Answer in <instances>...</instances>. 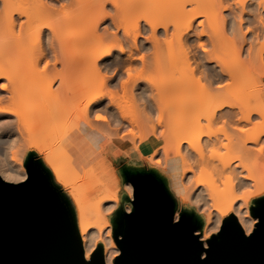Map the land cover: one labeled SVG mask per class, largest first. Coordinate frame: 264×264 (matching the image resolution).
I'll list each match as a JSON object with an SVG mask.
<instances>
[{
	"label": "bare ground",
	"instance_id": "obj_1",
	"mask_svg": "<svg viewBox=\"0 0 264 264\" xmlns=\"http://www.w3.org/2000/svg\"><path fill=\"white\" fill-rule=\"evenodd\" d=\"M178 1L0 0V136L9 137L11 149L17 137L14 125L22 126L28 114L24 106L42 95L50 96V106L32 112V128L44 127L50 139L43 160L75 206L87 260L101 247L106 263L114 264L120 251L108 246L114 242L109 211L119 204V190L100 167L101 152L108 139L114 138L103 137L102 131L106 135L112 131L110 124L117 132L124 120L137 123L138 112L133 104L128 108L127 100L130 104L137 100L133 101L136 108L135 103L141 102L148 122L141 118L143 113L138 117L144 121L140 123L149 124L155 148L163 147L175 167V163L183 166L174 179L181 196L196 209L207 207L201 234L205 246L213 227L219 229L222 217L229 213L236 215L247 234L257 221L250 211L254 196L248 188L262 182L264 174L258 176L244 160L264 156L263 145L258 149L250 145L259 144L258 133L264 132V128L255 129L254 119L257 116L264 122V85L259 77L264 76V0L235 4L208 0L206 9L204 5L196 9L195 4L187 9L191 1ZM223 2H228L223 10L211 15ZM232 7L235 11L225 13ZM176 15L178 19L173 20ZM247 45V61L222 57L225 49L238 54ZM30 73L38 75L41 83H29L25 78ZM53 82H58L55 90ZM136 88L138 93H134ZM248 123L252 128H245ZM214 125L220 126L218 133L209 131ZM19 126L21 133L24 129ZM26 128L30 130L25 134L33 135V129ZM156 130L166 137L162 138L164 146L153 135ZM230 153L235 155L226 157ZM0 172L12 182L27 176L24 165L10 167L5 161L0 163ZM77 176L81 182L73 180ZM125 186L132 195L131 182ZM211 219L209 226L206 223ZM107 228L111 230L104 237Z\"/></svg>",
	"mask_w": 264,
	"mask_h": 264
},
{
	"label": "water",
	"instance_id": "obj_2",
	"mask_svg": "<svg viewBox=\"0 0 264 264\" xmlns=\"http://www.w3.org/2000/svg\"><path fill=\"white\" fill-rule=\"evenodd\" d=\"M25 167L22 181L0 176V264H107L101 247L86 259L75 210L51 171L34 153ZM124 175L133 186V207L113 219L120 249L114 264H264V197L251 205L257 221L250 233L231 214L205 246L196 233L201 218L188 211L175 218L176 202L162 178Z\"/></svg>",
	"mask_w": 264,
	"mask_h": 264
},
{
	"label": "rangeland",
	"instance_id": "obj_3",
	"mask_svg": "<svg viewBox=\"0 0 264 264\" xmlns=\"http://www.w3.org/2000/svg\"><path fill=\"white\" fill-rule=\"evenodd\" d=\"M176 1H178V0H176ZM183 1H186V0H179L178 2H183ZM188 1H191V2H189V3H186V6H188V7H186L187 9H189V8H191V9H193L192 8V5L193 4H195L196 5V9H198V7H200L199 9H202V7H203V5L205 6V7H203V9H206V8H208L210 5V2H212L213 0H204L205 2L207 1L208 2V4H207V2H206V4H204L205 2H201V0H196V1H194V0H188ZM187 1V2H188ZM203 1V0H202ZM239 1H241V0H229L228 2L229 3H232V4H235V3H237V2H239ZM194 2V3H193ZM228 2H223L222 4H220V5H218L215 9H212V13H211V15L214 13H216V12H220L221 10H223V6H225ZM197 3V4H196ZM199 3V4H198ZM200 3H203V4H201L200 5ZM188 4H190V5H188ZM192 4V5H191ZM194 6V5H193ZM195 8V7H194ZM210 9V8H209ZM233 11H235V9L232 7V8H229L228 9V11H226L225 13H228V12H233ZM23 19H24V17H22ZM173 20H176V19H178V15H176L174 18L173 17H171ZM206 17H202V20H204ZM199 19H201V18H199ZM205 21V20H204ZM101 27H103V25H101ZM82 29V28H81ZM147 33H149V32H146L144 35L146 36L147 35ZM143 41H144V39H142ZM262 41L260 40V43H261ZM264 42V41H263ZM173 44V45H172ZM172 46H173V48H174V51H176L177 52V50H178V46H175V45H177V43L175 42V41H173L172 42ZM149 45V44H148ZM258 46H260L259 44H258ZM244 47H246V48H243L242 50H241V52H238V54L236 53V50H235V52L233 51L232 52V50L230 49V48H228V49H225V50H223V52H221V54L222 55H224V56H222V57H224L226 60H230L231 62H234V61H238V60H242V61H247V59H248V52H247V47H248V45L247 46H244ZM244 49H246V50H244ZM244 50V51H243ZM243 51V52H242ZM138 55H139V53H138ZM138 63H139V60H138V62L137 63H134V66H138L139 67V65H138ZM31 75H27L26 76V80H27V78H28V82L30 83V82H32V80H33V84L34 83H37L38 82V80H39V83H41L40 82V80L41 79H39V78H37L38 77V75H36V74H33V73H30ZM40 76V75H39ZM42 76V75H41ZM40 76V77H41ZM126 75L124 74V77H125ZM260 77V81H261V84H263L264 85V76H259ZM46 79V81H48L49 79H50V76H43L42 77V79ZM24 79V80H25ZM30 80V81H29ZM35 80H36V82H35ZM42 81V80H41ZM27 82V83H28ZM31 83V84H32ZM42 83H44V81L42 82ZM38 84V83H37ZM53 86H52V89H56V87H57V85H58V82H53V84H52ZM140 87H143V84L140 86ZM233 88L234 89H240V87L238 86V85H234L233 86ZM137 90V91H136ZM136 90H135V92L134 93H138V89L136 88ZM45 93V92H44ZM43 93V94H44ZM46 95V94H45ZM41 97V96H40ZM106 100H108V99H106ZM106 100H105V102H106ZM50 101H51V98H50V96L49 95H46V96H44L43 97V95H42V97L41 98H39V99H35L34 100V102H31L29 105L27 104V106H26V108H25V106H24V109L26 110L25 111V113L27 112L28 114L26 115V118H25V121L23 122L24 124H25V122H26V124L24 125H20L19 126V124L17 125V122H16V126H19L20 127V129H21V127H22V130L24 129V131L23 132H19L18 131V129H17V127L14 125V130L16 131L15 133L17 134V137H16V142L14 143V145L12 146V148L10 149H8V144H10V141L8 140L9 139V137H3V136H0V143H2V141L4 142V143H2L0 146H2V147H0V163H1V161H5L10 167H12L13 166V163H18V164H20V165H24L25 166V162H26V159H27V156H28V154L29 153H34L42 162H43V164L50 170V168L48 167V165H46V163L44 162V157H43V153L45 152V150H46V146L49 144V142H50V139L49 138H47V137H45V134L43 133V130H44V127H38V128H35L34 126V128L35 129H38L37 131L35 130L34 131V128H32V125H33V123L31 122V114H32V112H34V110L35 109H37V110H43V108H45L46 109V107H48V106H50ZM134 101V100H133ZM131 101V104H130V101L129 100H127V102H129V107L128 108H130L131 107V105H132V107L134 108V110H136L138 113V115H139V117H141L140 116V114L142 115V113H143V115H142V119H143V117L145 118V112L143 111V106L141 107L140 105H141V102H140V105H139V103L137 102V103H135V104H138V105H136L137 106V108L134 106V102H136V101ZM133 102V103H132ZM107 103V102H106ZM6 104V103H5ZM126 104V103H125ZM63 106H65V105H63ZM67 106V105H66ZM127 106H128V103H127ZM138 106H140V108H139V110H138ZM61 108H62V106H60ZM60 107H57L56 108V110H58V109H60ZM68 107V106H67ZM70 107V106H69ZM77 107V106H76ZM22 108V107H21ZM64 108V107H63ZM44 109V110H45ZM128 110V109H127ZM132 110V111H131ZM133 109H130V110H128L129 111V113L131 112V113H133V112H135V115H136V111H134ZM141 111V113H139ZM128 113V114H129ZM130 115V114H129ZM134 114L132 115V116H135ZM138 115H136L134 118H137L136 120H137V123H135V124H137V127L135 126V124L134 125H131V124H129V122L126 120H124V122L122 121V124L119 126L120 128H119V130L116 132V128H115V126L113 127L112 125H110L109 124V129L111 130L112 129V131H109L108 130V132L109 133H107V135H106V132L105 131H102V135H103V137H106L107 138V136H109V137H114L113 139H111V138H109L108 139V145H105V149H103L104 151L103 152H101V157L103 158V163H102V166L100 167V168H102V171H101V173H106L107 175H109L110 176V178L112 179L110 182H112L115 186H116V188H118V190H119V192H118V195H119V204H118V206L117 207H113V208H111V210L109 211V212H111V214H112V223H113V219L116 217V213H117V211L118 210H126V211H130L131 209H132V207H133V203H132V199H133V193H132V195L127 191V189L125 188L126 186H125V184H126V182H127V180H126V178H125V175H124V171L125 170H132V171H135V172H144V173H152V174H154V175H156V176H158V177H160V178H162L163 179V181H164V183H165V185H166V187H167V190H168V192H169V194L171 195V197L175 200V202H176V208H175V218H177L178 216H179V214L181 213V212H184V211H188V212H194L198 217H200L201 218V220H202V226H203V222H204V218H205V216L203 215V213H204V211H207L208 209H207V207H204L203 208V206H200V205H198V207H197V209H196V207H195V204H192V202H190L189 200H186V199H184L182 196H181V190H180V188H179V186L176 184V183H174V179L175 178H177V176H178V173L180 172L179 170H181L182 169V165H181V167L179 166V164L178 163H175V165H176V167L173 165V163H174V160H172L173 158L171 157V156H168V157H166V154H165V151L163 150V147L161 148H158V149H156L155 147V145H154V141L152 142V138H153V136L150 134L151 133V131H149V127H147L146 125H148L149 126V124L147 123L148 121L146 120V118H145V121H147V122H145V123H147V124H145V123H140V120H141V122H144V121H142V119L140 118L139 119V117H138ZM131 116V115H130ZM2 118H4V117H2ZM14 118V120H15V117H13ZM12 118V119H13ZM261 118V117H260ZM254 119H255V123L257 124V125H255V123H254V125L256 126L255 127V129H257L258 128V130H260V129H262L263 130V124H264V122L261 124V122H262V118H261V120H259V117H254ZM13 120V123L15 122ZM138 120H139V123H138ZM254 121V120H253ZM102 122V121H101ZM29 123H30V125H29ZM107 123V125H108V123L109 122H106ZM105 122H104V124H106ZM115 124H116V122H115ZM145 124V125H144ZM249 124V125H248ZM248 124H244V127L245 128H247L248 127V129H250V128H252V127H250V125L252 124V123H248ZM27 125H29L30 126V128H31V131H32V129H33V131H32V133H33V135L36 133V135H26L25 133H27V131H29L30 129L29 128H26V127H29V126H27ZM114 125V124H113ZM138 125H144V126H146L145 127V129L143 128V127H141V126H139V127H141V128H139L138 127ZM219 125H221V124H219ZM135 126V127H134ZM113 127V128H112ZM123 127V128H122ZM134 127V128H133ZM213 127V128H212ZM211 128H208L209 129V131H212L211 129H213V131H215L216 130V132L220 129V126H219V128H218V126L217 125H214V126H212ZM215 127H217V128H215ZM250 127V128H249ZM107 128V129H108ZM115 128V129H114ZM132 128V129H131ZM139 128V129H138ZM143 128V129H142ZM222 128V127H221ZM106 129V130H107ZM134 129V130H133ZM160 129H161V127H160ZM163 129V128H162ZM218 129V130H217ZM132 130H133V132H132ZM147 130H148V132H147ZM157 130H159V128L157 129ZM156 130V131H157ZM206 130H207V128H206ZM254 130V129H253ZM258 130H256V132L258 133ZM21 131V130H20ZM26 131V132H25ZM30 131V132H31ZM40 131V132H39ZM161 131V130H160ZM160 131H157L155 134H153V135H155V137L157 138V137H159L158 139H157V141L159 142V144H161V146L165 143V141H163L162 142V138H163V136H161V132ZM220 131V130H219ZM252 131V130H251ZM250 131V132H251ZM29 132V133H30ZM42 132V133H41ZM116 132V133H115ZM120 132H121V134H120ZM221 132H222V130H221ZM254 132H255V130H254ZM253 131H252V135H253V133H254ZM256 132L254 133V134H256ZM260 132H262L261 130H260ZM258 133L259 134V144L257 143H253V144H250L251 146H252V148H254V149H258V147H260L261 145H263V146H261V147H264V132H263V134H261V133ZM135 133V134H134ZM218 133V132H217ZM220 133V132H219ZM21 134V135H20ZM44 136H43V135ZM105 134V135H104ZM118 134H120V136H121V138L120 139H122V140H120V141H118V138L120 137H118ZM122 134H127L128 135V137L127 138H122V137H124V135H122ZM152 136L151 138H148L147 136H150V135ZM224 134V133H223ZM126 135V136H127ZM135 135V136H134ZM216 135H220V136H222V134H216ZM42 136V137H41ZM125 136V137H126ZM132 136H134L135 138H133ZM263 136V137H262ZM118 137V138H117ZM165 137V136H164ZM115 138H117V139H115ZM130 138H132L131 140H130ZM164 140L166 139V137L165 138H163ZM117 140V141H116ZM125 140V141H124ZM151 140V141H150ZM168 140V139H167ZM135 143H134V142ZM118 142L120 143V144H118ZM167 142V141H166ZM157 143V142H156ZM163 143V144H162ZM116 144H118V145H116ZM158 145V144H157ZM164 146V145H163ZM165 146H166V144H165ZM154 148L156 149V150H158L157 151V153L155 152V154L153 155V153L152 152H154V151H156V150H154ZM163 150V151H162ZM152 153V157H150L151 158V160H148V156L150 155ZM264 153V152H263ZM15 155V156H14ZM235 154H233V153H230V154H227L226 155V157H231V156H234ZM14 157H16L17 158V160H13L14 159ZM149 158V159H150ZM13 161V162H12ZM166 161V162H165ZM244 162H245V164L247 165V166H249V167H251L252 169H254L256 172H257V175L258 176H260L261 174H264V156H259V155H254V156H249V157H247V158H245V160H244ZM176 169H175V168ZM26 168V167H25ZM178 168H179V170H178ZM176 170H178L179 172H177V174H176ZM254 170H253V172H254ZM74 171V170H73ZM75 173H76V171H75ZM78 174V173H77ZM70 175H72V172H71V174ZM189 175H192V173H190ZM0 176H3L2 175V173L0 172ZM53 176V175H52ZM176 176V177H175ZM263 176V175H262ZM71 177H73V175L71 176ZM78 177V176H77ZM3 178V177H2ZM76 178V177H75ZM187 178H188V176H186L185 178H184V184H186L185 186H187V185H189V183H188V181H187ZM205 178H207V179H209V176L208 177H205ZM77 179V178H76ZM80 178L78 177V179L77 180H75L74 178H73V180L75 181V182H81V180H79ZM186 179V180H185ZM263 179H264V177H263ZM55 182V181H54ZM56 183V182H55ZM119 183H120V185H119ZM57 184V183H56ZM79 184V183H78ZM59 185V184H58ZM125 186V187H124ZM59 187L62 189V191L68 196V198L70 199V201H71V203H72V206H73V208H74V210H75V206H74V204H73V202H72V200H71V198L69 197V195L63 190V186H61V185H59ZM221 188H223V185H221ZM249 189V193L252 195V196H254V198L252 199V201H251V205H254V201L256 200V199H258L259 197H264V180L262 181V182H260L258 185H256V186H251L250 188H248ZM194 199H192V201H193ZM245 210V209H244ZM250 211H251V207H250ZM75 214H76V211H75ZM231 214H234V213H229V214H227V215H225L224 217H222V221L226 218V217H228V216H230ZM235 215V214H234ZM236 216V215H235ZM252 218H256V217H254L253 215H252ZM76 219H77V217H76ZM214 221V219H211L210 221H208V223H206V224H208L209 226H210V224L212 223ZM110 228H107V229H105L104 231H103V236L105 237V235H107V230H109ZM113 229H114V227H113ZM220 229V228H219ZM219 229H215L214 227H213V232L211 233V235H210V237L212 236V234H214V233H216V232H218V230ZM111 230V229H110ZM196 233H200V234H202V228L200 229V230H197V232ZM112 235H113V239H114V242L112 243V244H109L108 246H109V248L110 249H112V250H114V247H118V244H117V242H116V239H115V237H114V232L112 231ZM119 248V247H118ZM116 254V253H115ZM118 255V254H117ZM116 257V256H115Z\"/></svg>",
	"mask_w": 264,
	"mask_h": 264
},
{
	"label": "snow or ice",
	"instance_id": "obj_4",
	"mask_svg": "<svg viewBox=\"0 0 264 264\" xmlns=\"http://www.w3.org/2000/svg\"><path fill=\"white\" fill-rule=\"evenodd\" d=\"M98 118H100V117H98Z\"/></svg>",
	"mask_w": 264,
	"mask_h": 264
}]
</instances>
